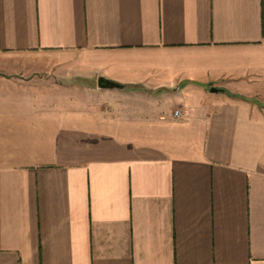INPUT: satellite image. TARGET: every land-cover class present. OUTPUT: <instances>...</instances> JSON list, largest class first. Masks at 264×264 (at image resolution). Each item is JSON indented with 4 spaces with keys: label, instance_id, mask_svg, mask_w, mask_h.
Wrapping results in <instances>:
<instances>
[{
    "label": "crops",
    "instance_id": "crops-1",
    "mask_svg": "<svg viewBox=\"0 0 264 264\" xmlns=\"http://www.w3.org/2000/svg\"><path fill=\"white\" fill-rule=\"evenodd\" d=\"M0 264H264V0H0Z\"/></svg>",
    "mask_w": 264,
    "mask_h": 264
},
{
    "label": "water",
    "instance_id": "water-1",
    "mask_svg": "<svg viewBox=\"0 0 264 264\" xmlns=\"http://www.w3.org/2000/svg\"><path fill=\"white\" fill-rule=\"evenodd\" d=\"M99 85H100L101 87H107L105 84H102V83H99ZM115 86H118V85L116 84ZM213 90L216 91L217 89H216V88H213Z\"/></svg>",
    "mask_w": 264,
    "mask_h": 264
},
{
    "label": "built area",
    "instance_id": "built-area-1",
    "mask_svg": "<svg viewBox=\"0 0 264 264\" xmlns=\"http://www.w3.org/2000/svg\"><path fill=\"white\" fill-rule=\"evenodd\" d=\"M179 113H180L179 110H176V111H175V114H176V115H178Z\"/></svg>",
    "mask_w": 264,
    "mask_h": 264
}]
</instances>
